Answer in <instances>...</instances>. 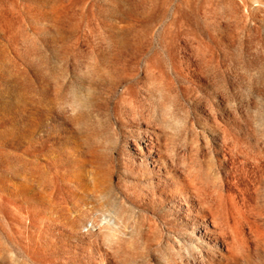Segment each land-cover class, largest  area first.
I'll use <instances>...</instances> for the list:
<instances>
[{"label":"rangeland","instance_id":"1","mask_svg":"<svg viewBox=\"0 0 264 264\" xmlns=\"http://www.w3.org/2000/svg\"><path fill=\"white\" fill-rule=\"evenodd\" d=\"M0 264H264V0H0Z\"/></svg>","mask_w":264,"mask_h":264}]
</instances>
